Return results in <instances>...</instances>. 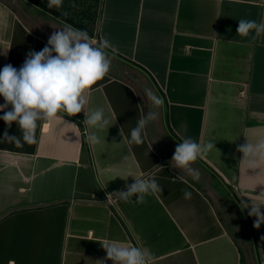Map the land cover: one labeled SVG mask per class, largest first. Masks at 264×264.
<instances>
[{"label": "crops", "instance_id": "0c3cea01", "mask_svg": "<svg viewBox=\"0 0 264 264\" xmlns=\"http://www.w3.org/2000/svg\"><path fill=\"white\" fill-rule=\"evenodd\" d=\"M27 9L0 0V69L21 67L53 32L78 29ZM241 18H264V0H103L98 41L109 38V53L135 74L111 65L92 85L87 107L109 119L99 144L87 140L83 110L43 122L38 143L23 147L3 141L20 130L0 120V264H113L102 239L147 247L154 264H264V223L259 249L257 218L236 194L249 211L264 206V168L246 169L237 151L264 138V35L239 36ZM145 89L163 104L153 109ZM153 110L144 142L130 143ZM185 137L215 143L191 164L199 179L172 161ZM140 176L161 194L142 204L113 195Z\"/></svg>", "mask_w": 264, "mask_h": 264}, {"label": "clouds", "instance_id": "9594fccd", "mask_svg": "<svg viewBox=\"0 0 264 264\" xmlns=\"http://www.w3.org/2000/svg\"><path fill=\"white\" fill-rule=\"evenodd\" d=\"M62 3L63 0H48V7H59ZM238 21L237 34L250 38V42L264 35V18L260 21L241 18ZM109 50H116L109 38L103 37L97 41L86 31L69 26L53 32L41 51H30L18 69L11 64L0 69V97L4 100L0 105V112H4L0 120L9 128L16 123L20 130V136H9L5 131L3 141L12 142L17 147H23L24 143L36 144V131L43 122L63 120L65 114L75 116L83 110L84 126L91 130L87 136L88 142L92 145L101 143L98 132L108 127L109 119L103 108L90 110L87 105L92 85L110 72ZM145 95L153 109L163 104V100L151 89H145ZM9 106L11 110L5 111ZM157 117L158 113L154 110L143 114L131 130L130 143L142 144L147 126ZM214 148L215 143L201 144L191 137H185L175 148L172 161L176 162L177 167L190 172L194 179H199V173L191 168V164ZM237 151L243 154L240 164L246 169L264 168V138L255 142L247 138V143L239 146ZM132 178L134 183L128 185L126 191L113 195L124 201L136 196V202L142 204L146 203V196L161 194L162 187L154 177ZM184 196L190 198L191 193L185 190ZM250 204L249 215L257 218L255 227L259 228L264 223V213L261 212L264 206L254 202ZM241 205L243 208L249 207L248 203ZM98 242L106 252V259L113 264H154V255L147 247L108 239ZM97 262L105 264L104 260Z\"/></svg>", "mask_w": 264, "mask_h": 264}, {"label": "rangeland", "instance_id": "374dc122", "mask_svg": "<svg viewBox=\"0 0 264 264\" xmlns=\"http://www.w3.org/2000/svg\"><path fill=\"white\" fill-rule=\"evenodd\" d=\"M23 11L27 10L34 14L42 13L44 9L32 3L27 4V0H17ZM48 4V0H41ZM103 0H63L61 6H53L60 13L69 19L87 26L88 34L90 37L98 36V17L102 9ZM31 4V5H30ZM75 5V6H73ZM111 56V65L126 69L130 74H135L132 70L135 65L129 61L121 58ZM203 185V184H202ZM205 186V185H204Z\"/></svg>", "mask_w": 264, "mask_h": 264}, {"label": "trees", "instance_id": "16d2710c", "mask_svg": "<svg viewBox=\"0 0 264 264\" xmlns=\"http://www.w3.org/2000/svg\"><path fill=\"white\" fill-rule=\"evenodd\" d=\"M31 2H33L34 4L40 6L41 8L45 9L46 11L54 14L55 16L57 17H60L62 19H64L65 21H67L68 23L72 24L74 27L80 29V30H84L88 33V30H87V26L83 25V24H80L78 22H75L71 19H69L68 17H66L65 15H63L62 13H60L57 9H55L54 7H51L49 8L48 7V4L45 3L44 1H41V0H29Z\"/></svg>", "mask_w": 264, "mask_h": 264}, {"label": "water", "instance_id": "95a60500", "mask_svg": "<svg viewBox=\"0 0 264 264\" xmlns=\"http://www.w3.org/2000/svg\"><path fill=\"white\" fill-rule=\"evenodd\" d=\"M237 194V196H238V198L241 200V202L242 203H246L243 199H242V197L238 194V193H236ZM246 210H247V212H248V214H249V209H248V207L246 208ZM250 216V218H251V221H252V223H253V220H252V217H251V215H249ZM253 226H254V230H255V235H256V238H257V242H258V245H259V249H260V239H259V236H258V233H257V231H256V228H255V225H254V223H253ZM261 252V251H260Z\"/></svg>", "mask_w": 264, "mask_h": 264}, {"label": "built area", "instance_id": "2783aa9c", "mask_svg": "<svg viewBox=\"0 0 264 264\" xmlns=\"http://www.w3.org/2000/svg\"><path fill=\"white\" fill-rule=\"evenodd\" d=\"M95 40H97L98 41V38L97 37H93Z\"/></svg>", "mask_w": 264, "mask_h": 264}]
</instances>
